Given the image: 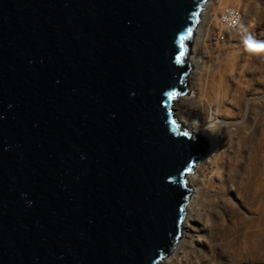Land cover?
<instances>
[{
	"label": "water",
	"instance_id": "water-1",
	"mask_svg": "<svg viewBox=\"0 0 264 264\" xmlns=\"http://www.w3.org/2000/svg\"><path fill=\"white\" fill-rule=\"evenodd\" d=\"M205 0H0V264H160L207 149L174 115Z\"/></svg>",
	"mask_w": 264,
	"mask_h": 264
},
{
	"label": "rangeland",
	"instance_id": "rangeland-1",
	"mask_svg": "<svg viewBox=\"0 0 264 264\" xmlns=\"http://www.w3.org/2000/svg\"><path fill=\"white\" fill-rule=\"evenodd\" d=\"M230 9L237 15L232 22L224 18ZM250 42L253 45L264 43V0H210L208 16L200 33L193 31L192 34L189 72L193 70L196 78L202 77L203 73L215 72L226 81L234 80L239 86H246L250 56L260 58L264 54V49L249 47ZM194 46L198 59L195 67H191L190 56ZM262 81L264 83V78ZM193 82H188L186 94L173 106L176 120L183 130L199 118V113L191 105ZM252 97L258 102L264 101V90L257 88ZM248 101L246 99V105ZM210 117L212 115L200 122L201 128ZM257 159L263 163L252 186L249 175L244 171L229 168L222 182L221 170L216 165L206 162L201 165L196 175L201 194L194 204L192 220L184 234L180 233L162 264H215L216 254L220 255L217 264H247L252 230L257 235L255 243L259 249L254 254L253 264H264V157ZM215 174L218 177L215 178ZM187 212L186 209V215ZM212 223L224 228L230 225L232 229L212 239L209 229Z\"/></svg>",
	"mask_w": 264,
	"mask_h": 264
},
{
	"label": "bare ground",
	"instance_id": "bare-ground-1",
	"mask_svg": "<svg viewBox=\"0 0 264 264\" xmlns=\"http://www.w3.org/2000/svg\"><path fill=\"white\" fill-rule=\"evenodd\" d=\"M209 6L210 0H205L198 15L199 21L195 30H193L195 34L200 33L208 16ZM236 17L237 15L232 9L224 15V18H227L230 22L235 21ZM191 53L190 64L191 67H195V60L198 59L196 46L192 48ZM248 65L246 86H239L234 80L228 79L226 81L225 77L215 72L212 74L206 73L207 75L203 73L202 77L199 78L195 77L196 73L193 70L189 72V81H195L193 82L194 96L191 99V105L199 113V118L192 121L190 127L186 126V131L193 136L205 139L208 146L195 162L193 171L186 177L191 196L186 207L188 212L187 215L185 214L186 217H184L182 223V234L189 227L194 204L197 203L201 194V186L196 175L204 162L216 165L221 170V181H224V176L229 168L233 171L236 169L247 173L251 186L260 173L258 171L263 162H257V158L264 157V101L258 102L252 96L257 88L264 90L262 81V78H264V54L260 58L250 56ZM180 98L177 100H180ZM246 99L249 100L247 105ZM209 115H212V117L201 128L200 122ZM178 120L181 123L183 122L180 116ZM214 177H218V174H215ZM209 229L211 238L216 239L218 236L229 233L232 228H230V225L224 228L212 223ZM256 239L257 235L252 230L249 236L251 244L249 245L250 254L247 253V264L254 263V254L259 250L255 243ZM177 249L179 250L180 247ZM214 259L218 263L220 255L216 254Z\"/></svg>",
	"mask_w": 264,
	"mask_h": 264
},
{
	"label": "snow or ice",
	"instance_id": "snow-or-ice-1",
	"mask_svg": "<svg viewBox=\"0 0 264 264\" xmlns=\"http://www.w3.org/2000/svg\"><path fill=\"white\" fill-rule=\"evenodd\" d=\"M249 47H252V48H260V49H264V46H260V45H253L251 42L249 43Z\"/></svg>",
	"mask_w": 264,
	"mask_h": 264
},
{
	"label": "clouds",
	"instance_id": "clouds-1",
	"mask_svg": "<svg viewBox=\"0 0 264 264\" xmlns=\"http://www.w3.org/2000/svg\"><path fill=\"white\" fill-rule=\"evenodd\" d=\"M259 45H260V46H264V43H260Z\"/></svg>",
	"mask_w": 264,
	"mask_h": 264
}]
</instances>
